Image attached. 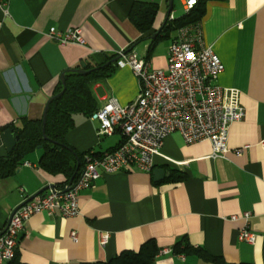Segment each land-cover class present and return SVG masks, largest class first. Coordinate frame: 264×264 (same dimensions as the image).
Here are the masks:
<instances>
[{
  "label": "crops",
  "instance_id": "1",
  "mask_svg": "<svg viewBox=\"0 0 264 264\" xmlns=\"http://www.w3.org/2000/svg\"><path fill=\"white\" fill-rule=\"evenodd\" d=\"M138 1L158 5L151 33L139 32L129 19ZM179 3L187 13L185 0ZM181 7L168 20V0H7L0 9V157L8 154L2 133L21 129L24 120H42L64 72L82 62L112 64L114 73L93 82L92 92L99 109L111 99L127 106L139 95V81L130 68H117V53L131 48L153 70H166L170 46L184 32L189 40L201 37L202 46L220 57L225 71L216 83L237 90L245 109L244 119L229 128L226 154L212 157L210 142L188 145L173 133L154 156L152 172L106 175L81 192L79 215L32 216L19 236L22 264L106 263L148 240L160 248L154 264H223L162 253L181 238L225 264H264V0L209 2L197 28L172 33L148 57L153 36L182 17ZM51 28H79L85 45L58 44L48 36ZM74 122L66 140L80 153L102 154L122 141L120 131L99 137L97 120L77 114ZM42 153L36 150L14 176L0 180V232L26 198L66 182L39 168ZM156 169L165 171L160 180ZM172 172L185 179L168 181ZM246 212L252 214L247 228L256 234L254 245L239 240L245 222L230 220ZM102 233L110 236L105 246Z\"/></svg>",
  "mask_w": 264,
  "mask_h": 264
},
{
  "label": "built area",
  "instance_id": "2",
  "mask_svg": "<svg viewBox=\"0 0 264 264\" xmlns=\"http://www.w3.org/2000/svg\"><path fill=\"white\" fill-rule=\"evenodd\" d=\"M196 3L197 0H185L186 11ZM6 4L7 0H0V9H5ZM185 35L186 32L171 44L166 70H153L149 61L133 50L117 53V68L133 71L139 81V95L127 106L111 99L91 119L100 124L99 137H111L120 131L122 143L114 151L85 156L79 179L65 189H53L28 202L30 197L26 198L24 203H27L13 214L5 233L0 236V264L15 259L19 236L32 216L42 213L64 218L79 215L81 192L92 189L106 175L128 174L132 170L152 172L154 156L162 149L165 138L173 133H179L188 145L210 142L212 157L228 152L229 128L245 117L240 94L217 85L225 66L214 50L203 47L201 37L189 40ZM48 36L61 45H85L79 28L66 32L51 28ZM251 216L246 212L231 216L230 220L245 222L239 240L254 245L256 234L247 228ZM71 236L77 239L76 232ZM109 238L108 233H102L101 245L105 246ZM162 253H172V250L165 249Z\"/></svg>",
  "mask_w": 264,
  "mask_h": 264
},
{
  "label": "trees",
  "instance_id": "3",
  "mask_svg": "<svg viewBox=\"0 0 264 264\" xmlns=\"http://www.w3.org/2000/svg\"><path fill=\"white\" fill-rule=\"evenodd\" d=\"M212 1L224 0H197L196 5L180 19L175 22L174 20L170 21L172 23L165 25L160 34L153 39L148 57L154 47L163 39L169 38L172 33L182 31L185 28H197L206 14L207 4ZM157 13V4L138 1L133 4L129 12V19L139 32L151 33ZM114 59L116 64L117 56ZM82 63L87 65L89 73H66L65 92L49 105L45 127L47 140L43 138L42 120H24L23 127L14 130L15 136L18 138L17 145L6 157H0V180L14 176L26 157L39 149L43 151L39 168L49 175H62L66 178V182L56 186V189H65L66 186L70 185L72 178L73 182L79 179L85 164V156L92 153V151L86 153L76 151L68 144L66 136L75 127V115L81 114L91 118L99 110L97 100L92 92V83L108 78L115 71L112 64H101L93 67L88 62ZM81 65L77 69H81ZM63 88L61 83L54 96L60 94ZM118 146L111 151L116 150ZM184 179L185 175L172 172L168 181H183ZM159 253L160 248L157 243L154 240H148L138 251H123L106 263L94 264H154ZM172 254L185 257L197 256L205 262L225 264L220 259L218 260L206 253L203 249L193 247L187 238H181L175 243ZM7 264L22 263L18 257H15Z\"/></svg>",
  "mask_w": 264,
  "mask_h": 264
},
{
  "label": "water",
  "instance_id": "4",
  "mask_svg": "<svg viewBox=\"0 0 264 264\" xmlns=\"http://www.w3.org/2000/svg\"><path fill=\"white\" fill-rule=\"evenodd\" d=\"M168 4H169V10H168V14H167V20L169 19V16H170V14L172 13L173 5H174V0H168ZM158 33H159V32H157V34H158ZM157 34H155V36H153V39L156 37ZM68 72H75V73H78V74H86V73H89V72L87 71V65L84 64V63H82V65H81V69H70V70H67L66 72H64V74H62V76H61V82H62L63 87H64V88H63V91H62L60 94L55 95V96H53L52 98L49 99V101L47 102V105H46V108H45V111H44L43 117H42V122H43V138L46 139V140L48 139L47 136H46V129H45V127H46V120H47V111H48V108H49L50 103H51L54 99L61 97V96L63 95V93L65 92V90H66V86H65V83H66L65 75H66V73H68ZM1 138H2V140H3V143H4L5 147H6L7 153H11V152L13 151V149L15 148V146L17 145V141H18V138H17V137L15 136V134H14V130H13V129H8V130L4 131V132L2 133V135H1ZM79 166H80V165H79ZM164 174H165V171H163V170H160V169H156V170H154V175H155V177H156L157 180L162 179V178L164 177ZM72 183H73V178L70 180V184H72ZM48 189L53 190L54 187H53V186H49V187H47V188H45V189L39 191L37 194H35V195H33L32 197H30V198L27 200V202L30 201V200H32V199H34L35 197H37V196H39V195L44 194V192H45L46 190H48ZM27 202L22 203L20 206H18L17 208H15V209L13 210V212L11 213V215H10V217H9L8 224L10 223V220H11L13 214H14V213H15V212H16L21 206H23V205L26 204ZM8 224H7V226H8ZM5 231H6V228H5L2 232H0V236L3 235V234L5 233Z\"/></svg>",
  "mask_w": 264,
  "mask_h": 264
},
{
  "label": "rangeland",
  "instance_id": "5",
  "mask_svg": "<svg viewBox=\"0 0 264 264\" xmlns=\"http://www.w3.org/2000/svg\"><path fill=\"white\" fill-rule=\"evenodd\" d=\"M174 7L175 8H178V7H181L180 6V3H179V0H175L174 1ZM186 13H185V11L182 9V7H181V15L183 16V15H185Z\"/></svg>",
  "mask_w": 264,
  "mask_h": 264
}]
</instances>
